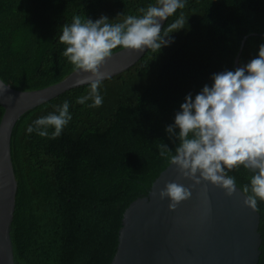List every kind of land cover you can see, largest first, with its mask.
I'll return each instance as SVG.
<instances>
[{
	"label": "trees",
	"instance_id": "trees-1",
	"mask_svg": "<svg viewBox=\"0 0 264 264\" xmlns=\"http://www.w3.org/2000/svg\"><path fill=\"white\" fill-rule=\"evenodd\" d=\"M155 0H0V78L16 90L62 80L73 66L62 55L63 24L80 15L118 22ZM183 29L158 53L147 50L127 70L102 81L100 107L78 104L89 84L69 89L25 111L13 126L10 154L17 182L10 237L15 264H110L125 208L148 190L169 164L158 145L175 149L165 131L187 94L211 85V76L235 70L264 43V0H186ZM245 38L241 46L242 39ZM121 49L120 47L113 52ZM69 102L72 119L61 135L26 132L34 120ZM3 108L0 105V118ZM178 131V129H177ZM237 186L251 173H228ZM264 264V202L258 201Z\"/></svg>",
	"mask_w": 264,
	"mask_h": 264
},
{
	"label": "clouds",
	"instance_id": "clouds-1",
	"mask_svg": "<svg viewBox=\"0 0 264 264\" xmlns=\"http://www.w3.org/2000/svg\"><path fill=\"white\" fill-rule=\"evenodd\" d=\"M185 7L186 0H155L140 8L139 15H118L122 17L118 22L107 16L93 21L75 15L71 23L63 24L59 42L66 47L62 55L74 71L87 74L78 83L89 84L87 94L79 96L76 103L91 101L89 107H100L103 97L99 89L107 75L100 69L113 50L120 47L158 53L172 43L170 34L183 29L187 18L180 12L167 27L162 22ZM211 81L194 97L191 93L185 96L174 122L166 127L169 137L174 138V151L164 143L158 145L160 155L193 184L185 187L167 182L159 198H167L169 210H175L191 198V188L202 181L231 196L237 191V183L228 173L242 166L251 173L249 182L239 188L242 203L258 211V201L264 202V43L255 58L235 70L214 73ZM6 88L0 81V92ZM71 119L69 102L64 101L54 106L53 112L34 120L26 132L47 137L52 128L51 137L56 138Z\"/></svg>",
	"mask_w": 264,
	"mask_h": 264
},
{
	"label": "water",
	"instance_id": "water-1",
	"mask_svg": "<svg viewBox=\"0 0 264 264\" xmlns=\"http://www.w3.org/2000/svg\"><path fill=\"white\" fill-rule=\"evenodd\" d=\"M164 21L162 22L163 25ZM246 36L241 41L244 43ZM147 51L119 49L101 67L110 78L134 65ZM237 51L233 68L240 67ZM86 73L72 71L62 80L37 90L7 88L0 92V264H15L10 225L17 182L10 154V137L18 118L27 110L77 86ZM167 182L189 187L170 163L152 182L147 195L125 208L118 242L110 264H257L261 244L259 213L246 207L237 191L228 196L219 187L202 181L192 196L169 210V200L159 198Z\"/></svg>",
	"mask_w": 264,
	"mask_h": 264
}]
</instances>
